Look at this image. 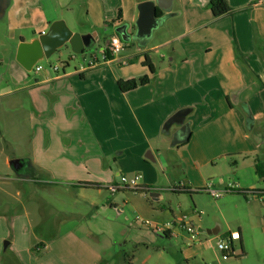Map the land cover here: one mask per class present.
<instances>
[{
    "label": "crops",
    "instance_id": "0c3cea01",
    "mask_svg": "<svg viewBox=\"0 0 264 264\" xmlns=\"http://www.w3.org/2000/svg\"><path fill=\"white\" fill-rule=\"evenodd\" d=\"M6 1L5 14L0 18V58L8 55V74L22 83L27 74L16 61L19 44L48 32L56 21L63 20L67 24L64 16L68 11L73 14L75 8L78 25L82 29L90 28L89 32H75L96 35L97 41L102 40L105 45L112 37H120L116 29L122 25H128V33H134L139 14L136 8L147 0ZM210 1L174 0L171 16L158 30L177 18L183 32L180 30L173 39L178 43V50L173 51L175 58L167 64L162 58L158 67L150 58L154 74L143 64L135 74L122 75L117 68L123 66V60L158 53V49L170 41L151 48L138 47V52L130 56L114 57L93 69L82 66L80 70L66 72L67 64L64 74L45 72L44 78L32 85V93H38L40 126L49 127L45 132L50 141L88 136L91 125L96 127L97 139L104 136L112 139L113 134L120 140L127 134L128 113H132L138 126L139 137L120 140L122 143L119 141L106 154L110 157L113 152L118 153L113 158V166L108 164L106 171H86L87 181L68 182L70 189L96 209L98 216L100 208L105 211L106 223L119 224L115 216L122 218L123 225L127 223L129 230L121 228L117 236L123 238L130 231L135 232L131 255L117 262V247L124 246L116 242L117 236L103 234L104 241H101L99 233L77 232V223L69 222L65 224L68 228L49 237L46 245L61 264H217L213 259V255H217L215 242L235 231L240 233L241 239L235 241L234 246L240 247L241 254L237 255V261L221 264H256V251L252 246L255 224L264 223V189L260 188L264 179L256 169V158L264 161L261 96L264 90V0H227L233 14L219 19L213 17L208 7ZM2 30L10 42L7 52L2 50ZM146 75L150 76L149 84L131 92L120 91L119 81L138 80ZM182 110L189 111L185 123L190 125L191 136L187 144L173 145L174 134L180 126L166 130L164 125ZM199 112L204 123L195 130L191 118ZM140 113L142 115H138ZM43 118L46 120L41 122ZM251 125L248 132L247 127ZM174 148L187 151L188 156L183 158L177 152L179 157H169ZM142 150L150 152L143 157ZM228 156H244V161L228 164ZM136 171L142 172L140 187L149 189L151 199L148 194L134 190L115 193L108 190L109 186L119 184L121 177H132L130 174ZM160 171L169 182L167 186L159 183ZM78 183L97 184L101 188H77ZM210 185L220 192L227 191L218 199L209 198L212 212L199 203ZM175 188L177 190L173 191ZM90 191L96 194H86ZM186 197L193 205L190 212L182 210ZM136 216L141 221L134 220ZM183 217L198 230V241L192 243L188 234L179 228ZM146 218L167 230L159 233L147 227L148 233L143 234L139 224ZM232 225H236L237 230L232 229ZM208 231H216L217 235H209ZM7 242L6 252L14 248V241ZM16 252L12 251L11 259L3 264H24Z\"/></svg>",
    "mask_w": 264,
    "mask_h": 264
},
{
    "label": "rangeland",
    "instance_id": "374dc122",
    "mask_svg": "<svg viewBox=\"0 0 264 264\" xmlns=\"http://www.w3.org/2000/svg\"><path fill=\"white\" fill-rule=\"evenodd\" d=\"M178 8L176 5L175 10ZM73 10V14L70 11H66L67 16H64L69 29L74 33H78L75 30L89 32V27L82 29L78 25L77 10L75 8ZM169 23L168 26L158 30L148 44V48H151L170 41L168 45L161 46L158 49V53H151L150 58L156 67L160 66L162 58H164L166 64L170 59L175 58L173 51L178 50V43L173 41V39L182 31L181 22L179 19L174 18ZM256 30L258 29L254 30V34L257 32ZM100 32L103 33L104 30ZM1 36L2 50L7 52L10 50L8 36L3 30ZM126 46L124 52L119 56H130L132 53L138 52L136 43H126ZM103 47V41L99 40L90 49H86L84 54L75 55L71 51L70 46L66 45L58 50L55 55H52L51 58L43 59L38 63L45 71L40 73L26 71V80L22 83H18L8 74L10 64L7 59L8 55L4 54L3 58H0V264L10 260L12 257L11 252L15 250L24 264H61L56 260L53 253L46 248V245L50 242L49 237L54 236L57 231L68 228L65 224L69 222L77 223V232L86 234L93 230L92 232L99 233L101 241H104L103 234L116 237L119 229L129 230L126 228L128 227L127 223L123 225L121 217L115 216L119 224L109 225V223H106L104 219L106 216L105 211L100 208L98 216L96 209L89 207L80 195H76L78 192L70 189L68 182L87 181L89 175L86 171H106L108 164L113 166V158L118 153L113 152L110 157H107L106 154L111 150L110 148L113 149L120 140L128 141L132 137H139L137 135L138 126L132 113L127 114L125 126L127 134L120 137V140L113 134L112 136L115 138L111 137L112 139L106 136L97 139L94 133L96 127L93 128L89 123L91 128L87 129L89 132L88 136L85 135V137H80V139L66 137L62 138L61 142H56L51 138L52 141H50L45 132L49 127L40 126V112L37 108L38 93L37 95L32 93V85L37 79L44 78L45 72L55 74L57 71L55 72L54 68L58 67V73L60 75L64 74L63 68L67 67V64L69 67L66 72L75 71V69L80 70L82 66H86L84 59L90 54L99 56L98 53ZM138 59H141V62ZM144 60L143 55L136 56L131 60H123V66L117 68L120 70L118 72L122 75L126 73L135 74V72H139ZM126 63L129 65H124ZM43 88L44 90L47 89L45 86ZM41 94H44L43 91ZM138 115H142V113ZM192 117V125L197 130L204 123V120L200 112ZM45 120L43 118L41 122ZM40 129L42 130L41 135ZM247 129L249 132L250 126ZM121 141L120 143H122ZM72 142L73 144H71ZM171 151H173V154L169 156L171 158L173 156L179 157L177 152L183 158L188 156L187 151L183 149L174 148ZM149 152V150L143 152V157H146ZM13 160L22 161L23 167L21 170H16L10 164ZM226 161L228 164H233L235 161L242 163L244 156H228ZM151 165L158 169L157 165L152 163ZM96 167L98 170H96ZM68 171L81 172L72 174ZM172 172L171 175L173 176ZM130 175L132 177L134 175L142 177V172L136 171ZM126 177L131 178L129 176ZM165 180L160 171L159 183L167 186L169 182L167 183ZM55 184L57 186H53ZM260 188L264 189V184H261ZM86 194L95 195L96 193L90 191L86 192ZM148 195L150 198L149 193ZM209 198L211 197L204 191L199 203L205 204L209 208V212H212V204H210ZM174 200L177 201V199ZM183 205L182 210L184 212H190L193 209L188 197L184 198ZM203 217L206 220L207 216ZM136 218L137 216L134 217V220ZM145 220L151 219H142V225ZM262 221L264 222V219ZM261 223L258 221L255 224L252 242V246L256 251V264H264V223ZM142 225L141 223L139 224L142 233H148L146 225ZM231 228L237 230L236 225H232ZM134 233L130 231L123 238L116 237L115 240H118L116 242L124 245L117 247L119 251L116 256L117 262L126 255H131ZM149 235L153 237L152 234ZM7 241H14L15 250L13 248L7 252L5 251V242ZM93 242L95 241L93 240ZM217 242H215V249ZM216 253V257L213 255L214 261L217 264L225 263V261L221 260L217 249ZM235 254H241L240 247L237 244ZM107 258H110V256L108 255ZM235 259L233 258L229 262L237 261Z\"/></svg>",
    "mask_w": 264,
    "mask_h": 264
},
{
    "label": "water",
    "instance_id": "95a60500",
    "mask_svg": "<svg viewBox=\"0 0 264 264\" xmlns=\"http://www.w3.org/2000/svg\"><path fill=\"white\" fill-rule=\"evenodd\" d=\"M174 0H147L137 6L138 17L134 25V33H128V25H122L116 29L121 40L125 43L134 42L139 48H146L152 41L156 31L163 22L171 16ZM7 1L0 0V18L5 14ZM158 10L163 12V16H158ZM98 40V36L93 34H80L72 32L63 20L51 24L48 32L41 34L31 42H22L17 49L16 61L27 72H32L33 68L43 59H49L58 50L69 45L75 55H82L86 49H90ZM188 110L178 111L165 124L166 130L178 125L180 129L174 134L172 144L178 145L186 143L190 136V125L185 123ZM252 128V125L250 129ZM148 160L153 161L148 158ZM16 170L22 167V161L13 160L10 163ZM203 232V230H200ZM209 235H217L216 231L207 232ZM8 242L5 243V248Z\"/></svg>",
    "mask_w": 264,
    "mask_h": 264
},
{
    "label": "built area",
    "instance_id": "2783aa9c",
    "mask_svg": "<svg viewBox=\"0 0 264 264\" xmlns=\"http://www.w3.org/2000/svg\"><path fill=\"white\" fill-rule=\"evenodd\" d=\"M125 47H126V43L123 42L120 37L118 36L112 37L99 51L98 53L99 56H97L96 54H90L88 57L84 59L87 69L97 68L109 63L110 60L108 58V55L111 54L113 58L117 57L121 53H123ZM42 70H43L42 67L39 66L38 64L33 68V72L35 71L36 73H39ZM54 70L58 71L59 69L58 67H55ZM140 181H141L140 175H135L131 178L123 176L121 177L119 184L109 186L108 190L114 193L122 190L136 191L138 188H140ZM205 192L214 199H218L227 193V191L220 192L214 189L213 185L208 186ZM136 220L141 221L139 217H137ZM178 224H179L178 225L179 228L183 229L188 234L192 243L198 241L199 233L196 227L193 226V224L187 223L184 217L182 218L181 221H179ZM143 225H146V227H149L152 230L159 233L167 230L162 226L153 225V223L150 220L143 221ZM168 230L170 231V229ZM240 239H241L240 233L238 231H235V232H230L228 235L218 240L216 244V249L218 250L222 261H229L232 260L233 258H236L237 254H235L234 242L239 241Z\"/></svg>",
    "mask_w": 264,
    "mask_h": 264
},
{
    "label": "trees",
    "instance_id": "16d2710c",
    "mask_svg": "<svg viewBox=\"0 0 264 264\" xmlns=\"http://www.w3.org/2000/svg\"><path fill=\"white\" fill-rule=\"evenodd\" d=\"M208 7H209L210 11H212V15L215 19H219V18H222L224 16L233 14L232 9L230 8L227 0H211L210 3L208 4ZM158 14H161V11L158 10ZM143 56L145 58V60L143 62V66L147 67L151 74H154L155 68L152 64V61H151L149 55H147V53H144ZM108 58H109V60L113 59L111 54L108 55ZM149 83H150V76L146 75V76H144L138 80L137 79H131V80H127V81H119L118 87H119L121 92L126 93V92H131L133 90H136L137 88H139L141 86H145ZM261 96H262V99L264 101V90H262ZM187 142L185 144H187ZM256 164H257L256 169H257L258 175L260 176V178L264 179V161L260 157H257L256 158ZM77 188L99 189V188H101V186L97 185V184L94 185L92 183H78ZM176 190L177 189L175 188L173 191H176ZM135 192L143 194V195H147L149 193V189L144 188V187H140ZM237 193L247 194L248 192L238 191ZM100 264H104V263H100Z\"/></svg>",
    "mask_w": 264,
    "mask_h": 264
},
{
    "label": "flooded vegetation",
    "instance_id": "af4514ba",
    "mask_svg": "<svg viewBox=\"0 0 264 264\" xmlns=\"http://www.w3.org/2000/svg\"><path fill=\"white\" fill-rule=\"evenodd\" d=\"M158 16H160V17H161V16H162V14H158ZM22 167H23V163H22ZM22 167H21L19 170H21V169H22Z\"/></svg>",
    "mask_w": 264,
    "mask_h": 264
}]
</instances>
